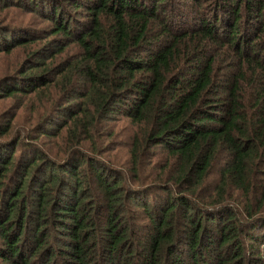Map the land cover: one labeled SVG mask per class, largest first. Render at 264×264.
Instances as JSON below:
<instances>
[{
    "label": "trees",
    "instance_id": "1",
    "mask_svg": "<svg viewBox=\"0 0 264 264\" xmlns=\"http://www.w3.org/2000/svg\"><path fill=\"white\" fill-rule=\"evenodd\" d=\"M16 51L0 264H264V0H0Z\"/></svg>",
    "mask_w": 264,
    "mask_h": 264
},
{
    "label": "rangeland",
    "instance_id": "2",
    "mask_svg": "<svg viewBox=\"0 0 264 264\" xmlns=\"http://www.w3.org/2000/svg\"><path fill=\"white\" fill-rule=\"evenodd\" d=\"M12 19L13 20L21 19L22 21H28V22H34L35 20H38L37 18L29 15L26 16L19 15L13 17ZM21 55L22 54L20 51L13 52L11 54H4L0 52V78L14 73L13 72L14 66L17 65ZM38 111L41 112L42 108L41 109L39 108ZM53 112L54 111L52 109V104H50L48 108H46L44 114L45 116L47 114H52L53 119L51 117L49 122L45 124V127H53L57 122L60 121L62 117L61 114L56 115V113ZM10 117H11V125H12L11 132L14 134H19L22 138L25 139L29 137L28 140L30 141V143L36 144L38 147H45V144L43 143H48V141L53 140L52 138H46V137H41L40 140H36L32 138L39 131L38 126L40 124L39 122H41V119L40 117L37 118L35 116L30 100H28V98H26V96H24L20 92H16L13 95L3 96L0 98V122H2L3 120L4 121L8 120ZM121 124H125V123H122V120L118 121L116 124V128L113 126V129L117 130ZM122 132L125 133L126 129H123ZM122 137H123L122 135L120 136L117 135L116 140ZM40 141L42 142L39 143ZM124 150H125L124 147L117 149V151L120 154H123Z\"/></svg>",
    "mask_w": 264,
    "mask_h": 264
}]
</instances>
